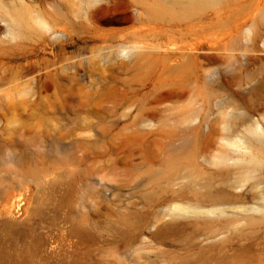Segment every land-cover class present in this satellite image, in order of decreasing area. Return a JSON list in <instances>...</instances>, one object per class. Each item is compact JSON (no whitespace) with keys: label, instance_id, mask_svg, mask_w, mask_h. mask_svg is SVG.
Wrapping results in <instances>:
<instances>
[{"label":"rangeland","instance_id":"obj_1","mask_svg":"<svg viewBox=\"0 0 264 264\" xmlns=\"http://www.w3.org/2000/svg\"><path fill=\"white\" fill-rule=\"evenodd\" d=\"M156 7L0 0V264H264V0Z\"/></svg>","mask_w":264,"mask_h":264},{"label":"bare ground","instance_id":"obj_2","mask_svg":"<svg viewBox=\"0 0 264 264\" xmlns=\"http://www.w3.org/2000/svg\"><path fill=\"white\" fill-rule=\"evenodd\" d=\"M223 1L224 0H155L157 7L156 9L154 8V14L161 19L187 20L208 9L219 10ZM167 23L169 25H166V30L172 31L173 26L171 22L168 21ZM261 150L264 152V147ZM253 210L264 213V210L260 208H255ZM217 211L218 209L216 208H205L202 212L211 215L216 214Z\"/></svg>","mask_w":264,"mask_h":264}]
</instances>
